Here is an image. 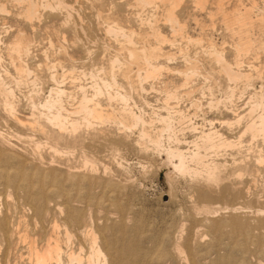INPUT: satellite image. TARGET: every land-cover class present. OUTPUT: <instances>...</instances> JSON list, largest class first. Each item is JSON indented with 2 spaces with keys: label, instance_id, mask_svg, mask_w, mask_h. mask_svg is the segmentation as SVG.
Returning a JSON list of instances; mask_svg holds the SVG:
<instances>
[{
  "label": "bare ground",
  "instance_id": "obj_1",
  "mask_svg": "<svg viewBox=\"0 0 264 264\" xmlns=\"http://www.w3.org/2000/svg\"><path fill=\"white\" fill-rule=\"evenodd\" d=\"M4 55L13 62L18 78L17 81L14 79L16 84L28 82L33 89L39 81L33 66L30 67L27 63L33 59L105 60L107 66L104 69L101 67L103 64L100 68L97 65L90 72V76L95 78L89 87L90 93L87 88L78 86L79 92L75 96L74 92L59 85L56 74H49L48 81L52 86L39 102L40 113L38 112L37 117L34 115L28 119L30 124H38L41 132L49 134L47 139L51 143L49 142L45 152L37 147L30 153L26 150V153L21 152L23 149L17 152L15 142L12 141V144L9 139L5 140L2 135L4 132L0 134V144H6L0 149V264H151L149 255L138 250L140 237L134 227L127 229L123 222L117 221L120 217L116 216L114 225L112 222L108 225V221L100 224L101 221L97 220L98 213L102 211H106L104 218L109 220L114 216L111 213H117L122 208L121 202H116L113 204L114 208L111 207L112 199H103L100 193H96L98 189L95 191L104 174L99 175L96 167L101 155H97L100 159L87 155V152L84 153L87 149L81 147L85 151L82 150L79 163L74 164L71 160L73 156L71 159L68 157L69 150L59 146L63 142L67 147L71 146L68 143L75 148L83 145L82 137L76 135L81 125H96L95 130L102 133L107 123L130 131L135 125L145 122L140 115L125 106L104 107L100 98L102 95L109 101H126L127 95L117 89L120 86L117 75L129 80L136 77L140 89H143V81L148 80H152V85L157 80L163 86V99L168 111L158 114L161 124L158 133H150L144 124L139 129V136L151 141L157 149L162 148L164 133L168 139L176 143L180 141L172 131L174 120L189 122L193 136L196 137L191 139L193 149L168 146L163 150L165 161L174 171L201 178L206 183L205 186L208 185L207 189L212 191L211 186H218L217 183L222 179L223 164L219 159H205L206 152L223 147L238 149L246 135L251 141L248 144H252L246 148H255L252 170L258 172L257 175L261 172L264 178V81L261 80L259 89L253 88L254 75L260 76L264 71V0H0V59ZM244 62L248 63L246 69L242 68ZM256 62H261L262 65L256 66ZM99 69L106 77L96 78ZM3 71L4 75H9L6 66ZM168 77L179 78L180 85L172 84L173 89H168L169 82L165 81ZM238 82H243L240 84L249 87L248 90L252 89L243 110H239L234 102L236 89L240 87L239 84L236 88ZM5 88L0 74V91ZM217 90L222 93L220 97L217 96ZM240 91L243 92L241 89ZM197 93L205 99L204 103L199 99L200 96L196 98ZM3 94V113L14 124L24 127L21 118L14 114L11 90H4ZM240 96L244 99L246 97L243 94ZM184 97L194 110L192 115H196L198 111L203 112V108L216 114L232 115V121L222 120L221 123H234L237 126L241 124L243 130L238 139L229 140L225 137L214 126L212 119L204 117V112L201 119L209 127L196 125L192 117H189V111L184 113L179 108V102ZM66 98L75 101L76 105L72 102L74 107L66 108ZM44 127L47 129H43ZM241 174L243 173H238V176ZM106 192L102 190L103 195ZM220 193L221 195L217 194L224 202L223 207L214 206L210 202L202 206L200 204V208L197 206V213L204 215V219L211 223L208 226L212 231L218 233L220 238L228 233L229 236L226 237L233 238L237 244L251 242L252 236L257 237L253 241L255 244L261 240L259 238H263L264 242V206H257L252 210L246 193L238 188H224ZM210 196L212 195L208 193L205 197ZM221 211L224 214L226 211L227 221L232 224L229 231L224 230L221 223L213 218ZM156 234L158 238V233ZM200 236L202 235H198L196 240L198 244ZM197 243L195 247L198 246ZM177 247L176 256L181 261L197 264V256L200 254L194 249L190 239L184 246L177 244ZM158 254L159 257L155 259L158 264L170 258L167 252ZM231 261L214 260L211 264H228Z\"/></svg>",
  "mask_w": 264,
  "mask_h": 264
},
{
  "label": "rangeland",
  "instance_id": "obj_2",
  "mask_svg": "<svg viewBox=\"0 0 264 264\" xmlns=\"http://www.w3.org/2000/svg\"><path fill=\"white\" fill-rule=\"evenodd\" d=\"M2 59H3V61H2ZM0 61H2V62H0L1 63L0 64V74H2L3 86L6 87L5 89L0 91V109H1L0 110V132H1L0 134H2L4 132L2 135L5 137V140L9 139L11 141V143H12V141H13V143L15 142L16 143V144L14 143V145L16 146V147L14 146L15 150L17 152H20V149H23V150H21V152H23V153H26V152L30 153L36 147H37V149H40V150L45 152L46 147H48V145L51 143L47 139L49 134L47 135V133L45 134V133L41 132L38 124L32 125V124H30L31 122L28 121V119H31L34 115H35V117H37L38 114L40 113L39 102H41L43 100L44 96L48 94V90L52 86V83L50 81H48L49 74L50 73L56 74L58 77L57 82L59 83V85H62L63 88H67V90L69 92L71 91V93L74 92L73 96H75L79 92V90H78L79 88H77L78 86H83V87L87 88L88 90L90 89L89 87L91 85V82L93 81V79H95V78L90 76V72L92 70H95L98 66H99L98 68H100V66L102 64H103V66H101V67H103L104 69L107 66V62L105 60H99V61L81 60L80 61L78 59H76V60L59 59V60H54V61L50 60L51 61L50 62L48 59L46 60L44 58L33 59L31 61H27V63L29 64V66L31 65L30 67L33 66L32 69H34V72L37 74V76H39V81H37L38 83L36 84V86L34 88L35 90H34L33 86L28 82H22V83H19L18 85L16 84L14 79L16 80L18 78L16 77V73H15V70H14L13 65H12L13 62L10 59H8L4 55L0 59ZM34 62H35V64H34ZM57 62H59L60 64ZM96 62H98V63L96 64ZM24 63H26V62H24ZM104 64H105V66H104ZM257 64L262 65L261 62H256L255 65L257 66ZM84 65H86V66H84ZM242 65H243L242 68L246 69L247 68L246 66H248V63L244 62V64H242ZM5 66H6V69L9 71V75H7V76L4 75V71H3V70H5ZM43 69H45V72ZM41 70H43V71H41ZM80 71H83V72H80ZM99 71H100V69H99ZM99 71L96 72V74L98 73L97 76H99V77L96 76L97 79L106 77V74L103 73V71H100V72ZM12 76H13V78H12ZM255 76L256 75H254V77H253V80H255L253 88L259 89L261 80L264 81V78H263L264 77V71L260 74V76H256L257 80L254 79ZM43 77H45V78H43ZM79 78H81V79H79ZM259 78H261V79H259ZM40 81H42L41 82L42 84L40 83ZM117 81L120 84V86H118L117 89L120 90L122 93L127 95L126 101H123V102H121L119 100L109 101L105 98L104 95H102V96H100V98L102 99L101 101H102L104 107L113 108V107L125 106L130 110L132 109L131 111L133 113L140 115L142 117V119H144L143 120V121H145V122H143L144 127L150 133H152V134L158 133V131L161 127L160 121L158 120L159 119L158 114H165L166 111H168L167 109H165V108H167V106L164 103V99H163V95H165V90H164L163 86L157 80H154L155 82H153V85L151 84L152 80H148V81H143V83H142L143 89H140V86L138 84V80L136 77H131L129 80V79H125L119 75H117ZM129 81H130V84H129ZM165 81L169 82L168 86H167L168 89H171L172 84L175 86H179L181 83V81L177 77H168V78H165ZM256 81L259 83H256ZM240 83H243V82H240ZM240 83L239 82L236 83V88L238 87V85ZM38 84H39V87H38ZM151 86H154V87H151ZM247 88H249V87H246L244 84L243 85L240 84V87H238L239 90L236 89V97L234 98V102H235V104H237L236 106L238 107L239 110H241V109L243 110L244 104L246 103L247 99H249V96H250L249 92L252 89L248 90ZM172 89H173V87H172ZM240 89L242 91L244 89L245 90L243 92H241ZM4 90H6V91L11 90V97H12V100H13L14 105H15L14 114L21 118V121L25 124L24 127H21V126L17 125L16 123L14 124V122L11 119H9V117H7L5 115V113H3L1 101L3 100ZM218 91L219 90H217V96L220 97L222 95V93L218 92ZM162 92H164V93H162ZM89 93H90V90H89ZM239 94L240 95L243 94V96L245 95L246 96L245 99L242 98V96H240ZM238 95H239L240 99H239ZM195 96H196V98H199L200 94L197 93V94H195ZM40 98H42V99L40 100ZM33 99H35V100H33ZM199 99H202L201 96ZM187 100L188 99H186V97H184L183 101L180 100L182 102H179V104H180L179 108L181 110H183L184 113L189 111L188 115H189V117L190 116L192 117L191 119H193L192 121H194L196 123V125L201 126V127L203 126L204 128L209 127V125L204 123L201 119V117H202L201 114L204 112V114H205L204 117L206 116V119H212L214 126L217 129H219V131L221 133H223V135L225 137H227L229 140H237L238 139L239 135L242 133V130H243V127L241 124L239 126H237L234 123L230 124V125L221 123L222 120L232 121L233 120L231 118L232 115H230V114H226V115L216 114L214 112H210L209 110H207V108H203V112L198 111L196 113V115L199 114L198 116L192 115V114H194V110L189 107V101H187ZM204 100L205 99H202V102ZM34 101L36 103H32ZM72 102H73V105L75 106L76 105L75 101H72V100L66 98V100L64 101V105L66 106V108H72V107H74L72 105ZM124 102H125V104H124ZM173 105H175V103H173ZM168 107H171V106H168ZM154 112H156V113H154ZM17 113H19V114H17ZM30 116H32V117H30ZM8 119H9V121H8ZM143 124L139 123L138 125H135L134 127H132V129L130 131L129 130L124 131L122 129H118L117 126L113 123H107L104 125V132H102V133L97 132L95 130V128H97L96 125H94L92 127L81 125V127L78 129L76 135L78 136V134H79L82 137L81 140H82L83 145H78L79 147L76 146V148H75V146L73 147L71 143H68V145L69 144L71 145L69 147L66 146L65 142L59 144L60 148L64 147L63 149L69 150V152H68L69 155H68V153H67V155L69 158L71 156H73L72 159L71 158L70 159L72 160V163H74V164L79 163V160H81L80 159L81 158L80 157L81 152H82V150L84 152L85 149H87V150L84 153L87 152L86 153L87 155H90V156L94 155V157H97L98 159L101 158L100 161L96 162L97 163L96 167H98L97 169H98L99 175H102L103 173L104 174L101 177L102 180H100V184H99L98 188L95 187V191L98 189L96 191V193H100V196H102L103 199H107V198L110 199L111 198L113 200V202H112V200H110L111 207H113V204H115L116 202H119V203L121 202L120 206L122 208H120V210L117 212L118 214L117 213H111L114 216H112V219L110 217L109 220H105V218H104L106 211H102L101 212L102 214L98 213V215H97L98 222L101 221L100 224H103L105 222L107 223V221H108L107 224L109 225L111 222H112L111 224H113V222L115 220V222H114V224H115L116 218L120 217V220H117V221L123 222V225L127 229H132L134 227V230L136 231V233L139 234V237H140V244L138 245V250H140L141 253H144V254L147 253L149 255V258H150L149 260L151 261V264H158L155 261V259L157 257H159L158 253H166V252L170 254V258H168L166 261L164 260L161 264H185V263L190 264L189 262L184 263V261H181L176 256V254H178L176 252L178 250L177 244L184 246V244L187 243L188 239H190V242L192 243V245L194 244V249L196 251L198 250V252L200 254L199 256H197V259L199 258V260H197V262H196L197 264H202V263L205 264L208 261H209L208 263L211 264L214 262V260L216 262V260L219 261L222 259L223 260L227 259L230 261L232 259V261H231L232 263L229 262L230 264H233V263L234 264H264V247H263L264 242L262 241L263 238H259V240L260 239L261 240L257 244L254 243L255 242L254 240L257 238L255 236L251 237V242H249V243L240 242L239 244H237L233 238H231V237L227 238L229 236L228 233H227V235L224 234L225 236L222 234L223 236L221 235L222 238H220V237H218L220 235L218 233L215 234L214 231H212V228L209 227L211 225V223L208 220L204 219V215H202V214L200 215L199 213H197V210H198L197 206H198V208H200V204L202 206L208 202L212 203L214 206L220 205L223 207L224 202L222 199H220L221 197L219 196V194L221 195L220 192L223 191L224 188L229 189V188H233V187L235 189H237V188L241 189L244 194L246 193L245 194V196L247 195L246 199L249 200L248 203H250L249 205L251 206L252 210H254L257 206H264V178L260 174L261 172H259V174L257 175L258 172H255L254 170H252V168L254 167V165H253V162H254L253 156L254 155L253 154L255 153L253 149H255V148H254V146H251L250 148H246V147H249L250 145H252V144H248L249 142H251L250 139L246 135L243 136L242 140L244 139V142H242L238 145L239 146L238 149L234 148V147H232V148L231 147H223V148H219V149H215V150L209 149L210 152L209 151L206 152L207 155H206L205 159H207V160L209 159L208 161L219 159L221 161V163L223 164L222 171H221L222 179L217 183L218 186L217 185L211 186L213 188L211 191V190L207 189L208 185L205 186L206 183L205 182L203 183L201 181L202 180L201 178L189 176V175H181V174L177 173L176 171H174L170 167L169 164H167V162L164 159L163 150H165V148H168V146H172V147L179 146L183 150H189V149L192 150L193 149L191 141L194 140L196 137L193 136L194 133L191 131L190 126H189V122L187 120H183L180 122L174 120L172 123V128H173L172 131L178 137V139L180 140L179 141L180 143L179 142L176 143L174 140L168 139L166 133H164L162 145H161L162 148H160V149H157L151 141H148L147 139L139 136V129L142 127ZM110 126H112V127L109 128ZM43 129H45V127ZM46 129H47V127H46ZM92 129H94V130H92ZM111 131H112V133H111ZM33 132L35 134H33ZM36 133H37V135H36ZM95 133L99 136L96 137L97 135ZM20 135H22V136H20ZM119 135H121V136L119 137ZM19 136H20V138H18ZM36 136H38V137H36ZM40 136H41V138H40ZM103 136H104V138H103ZM22 137H23V139H22ZM67 137H68V135H67ZM67 137H65V138H67ZM29 138H30V140H29ZM84 138H86V141ZM99 138H101V140ZM26 140L29 143L30 142H33V143H30V144L28 142L26 143ZM38 143H40L39 144L40 147H39ZM143 143H145V145ZM5 145L6 144H4V143L0 144V149L4 148ZM29 145L31 146V148ZM43 145H44V147H42ZM21 146H23L24 148ZM25 146H26V148H25ZM61 146H63V147H61ZM81 147H83L85 149H83ZM112 147L114 150L112 149ZM105 148H106V150H105ZM142 149H143V151H142ZM155 149H157V150H155ZM24 150H26V152H24ZM88 150H90V151H88ZM111 151L113 153H111ZM97 155L99 157L101 155V157L99 158ZM234 158L236 159V161ZM240 159H242L241 163L239 162ZM225 162H226V164H225ZM242 165H243V167H242ZM249 165H250V167H249ZM238 167H240V169ZM239 170H241V172ZM245 171H247V172H245ZM238 173H243V174H241V176H238ZM235 175H236V177H235ZM110 176H111V178H110ZM233 176H234V178H233ZM237 177H239V178H237ZM238 179H239V181H238ZM106 180H107V182H106ZM222 181H223V183H222ZM239 183L241 185H239ZM104 185H105V188H103ZM107 186H110V187H107ZM106 187L108 188V190L106 189ZM102 190H104V192L107 191L106 194L103 195ZM99 191H101V192H99ZM111 193H113V194H111ZM208 193H209V195H212V196H210V198L205 197ZM217 193H219V194H217ZM248 193H249V195H248ZM126 205H128V206H126ZM113 208H111V210H113ZM248 209H250V208H248ZM125 211H126V214H125ZM222 211H224V210H222ZM222 211H221V213H217V215H215L213 218L217 219L218 223H221L220 225L222 226V228L224 230L227 229L229 231V230H231L230 228H232V224L231 223L229 224V222L227 221V218H226L227 216H225L226 211H225V214H224V212L222 213ZM100 216L102 218H100ZM115 216H116V218H115ZM129 216H132L134 218L131 219V217H129ZM192 217H194V218L192 219ZM225 219H226V221H225ZM195 220H196V223H195ZM127 224H129L128 225L129 227H127ZM228 225L230 227H228ZM203 226H204V228H203ZM109 231H110V229L106 233L108 234ZM186 232H187V234H186ZM116 233L117 232H115V235H116ZM156 233H158V238H157ZM197 234L202 235V236H200L199 244L196 241L197 237H198ZM204 235H206V236H204ZM152 236H153V238H152ZM181 236H182V238H181ZM183 236H184V240H183ZM111 237L113 238L114 235ZM193 238H195V240ZM147 241H150V242H147ZM155 243H156V245H155ZM166 243H169V244H166ZM196 243L198 244V246L196 245V247H195ZM139 246H140V248H139ZM174 246H176V247H174ZM154 247H155V249H154ZM232 247H234L233 250H232ZM197 248H199V249H197ZM150 249H152V250H150ZM206 249H207V251H206ZM251 249L253 251H250ZM149 250H150V252H149ZM238 251H240V252H238ZM172 252L174 253V255ZM226 253H227V255H226ZM252 253H255V254H252ZM232 254L234 256L236 255L235 256L236 258ZM239 254L240 255L243 254L244 257L246 255V258L242 257V255H241V258H239V256H240ZM257 254L260 258L257 256ZM218 256H219V259H218ZM229 256H232V257L230 258ZM256 257H257V260H256ZM260 259H262V260H260ZM198 261L200 263H198ZM208 263H206V264H208Z\"/></svg>",
  "mask_w": 264,
  "mask_h": 264
}]
</instances>
